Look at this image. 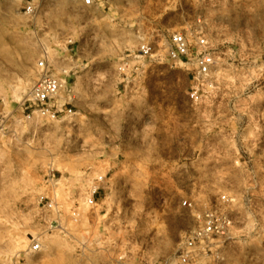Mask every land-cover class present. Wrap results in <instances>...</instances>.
<instances>
[{
  "label": "rangeland",
  "instance_id": "obj_1",
  "mask_svg": "<svg viewBox=\"0 0 264 264\" xmlns=\"http://www.w3.org/2000/svg\"><path fill=\"white\" fill-rule=\"evenodd\" d=\"M25 2L0 0V233L23 264H178L198 224L185 200L232 217L225 264H264V0H37L33 15ZM198 18L217 67L195 103L164 43ZM143 40L155 63L134 59ZM41 59L73 100L57 122L25 114ZM44 193L58 211L38 207Z\"/></svg>",
  "mask_w": 264,
  "mask_h": 264
},
{
  "label": "built area",
  "instance_id": "obj_2",
  "mask_svg": "<svg viewBox=\"0 0 264 264\" xmlns=\"http://www.w3.org/2000/svg\"><path fill=\"white\" fill-rule=\"evenodd\" d=\"M37 0H26V13L33 15L37 12L35 2ZM96 0H82L86 8H93ZM166 57L175 66L185 67L192 74L195 86L190 92L192 102H199L202 97L201 86L208 81L217 67L216 49L210 42L201 18L197 21L186 24L178 31L170 32L164 43ZM157 53L151 43L143 40L134 55L137 62L156 61ZM140 65V64H139ZM139 70V66H132L126 62L119 69L126 75L123 80H129L125 73L130 69ZM40 74L38 81L32 86L28 94L25 106V114L29 121L49 120L57 122L73 113V100L66 94L67 84L62 75L52 73L48 61L41 59L36 66ZM104 178L99 177L101 184ZM102 191L101 186L94 185L90 188L84 204L94 208L98 206V196ZM223 202H228L226 196L222 197ZM182 205L189 211L195 213L198 224L186 233L178 264H225V257L220 248L232 239L234 221L224 208L212 207L202 212H197L196 205L190 200H185ZM38 207L48 212L59 210L57 196H50L46 193L38 198ZM73 216H77L74 212ZM51 224L50 229L61 228L58 223ZM42 245L35 239L31 241L30 251L33 254L39 253ZM103 264H129L119 259Z\"/></svg>",
  "mask_w": 264,
  "mask_h": 264
},
{
  "label": "crops",
  "instance_id": "obj_3",
  "mask_svg": "<svg viewBox=\"0 0 264 264\" xmlns=\"http://www.w3.org/2000/svg\"><path fill=\"white\" fill-rule=\"evenodd\" d=\"M155 63L156 61H151L149 63ZM157 147H162V142H155ZM165 159L161 155V153L155 155L154 162L155 163H162ZM140 161V160H139ZM143 162H148V160L145 158ZM2 224H0L1 226ZM4 226V225H2ZM3 232V231H2ZM5 232V231H4ZM0 243H3V245L0 247V264H23V253H14V243L15 240L12 235L9 234H3L0 233ZM26 256L33 258V254L30 251V248L28 251H26Z\"/></svg>",
  "mask_w": 264,
  "mask_h": 264
},
{
  "label": "bare ground",
  "instance_id": "obj_4",
  "mask_svg": "<svg viewBox=\"0 0 264 264\" xmlns=\"http://www.w3.org/2000/svg\"><path fill=\"white\" fill-rule=\"evenodd\" d=\"M32 240H33V237H31L30 241H32Z\"/></svg>",
  "mask_w": 264,
  "mask_h": 264
}]
</instances>
